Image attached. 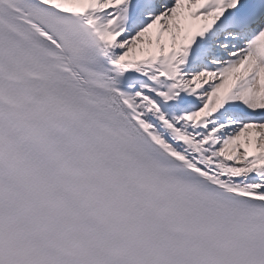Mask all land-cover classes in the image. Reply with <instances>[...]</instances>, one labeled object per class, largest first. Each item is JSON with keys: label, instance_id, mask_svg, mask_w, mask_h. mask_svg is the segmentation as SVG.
<instances>
[{"label": "snow or ice", "instance_id": "obj_1", "mask_svg": "<svg viewBox=\"0 0 264 264\" xmlns=\"http://www.w3.org/2000/svg\"><path fill=\"white\" fill-rule=\"evenodd\" d=\"M0 264H264V0H0Z\"/></svg>", "mask_w": 264, "mask_h": 264}]
</instances>
